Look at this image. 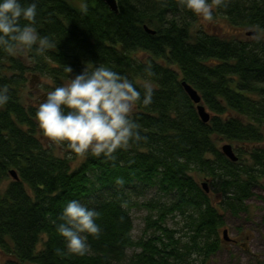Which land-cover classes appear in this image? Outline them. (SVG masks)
Instances as JSON below:
<instances>
[{"label":"trees","instance_id":"1","mask_svg":"<svg viewBox=\"0 0 264 264\" xmlns=\"http://www.w3.org/2000/svg\"><path fill=\"white\" fill-rule=\"evenodd\" d=\"M116 2L113 12L102 0H38L34 27L53 47L43 55L0 50V87L9 95L0 105V264H192L197 256L203 264L221 245L223 216L189 171L209 176L234 214L255 184L264 187V40L206 31L178 0ZM212 12L231 26L264 31V0H222ZM99 64L126 75L142 95L150 65L152 102H137L131 112L140 139L114 159L85 153L72 166L77 155L53 151L36 124L39 103L27 102L23 90L28 74L45 79L48 92ZM182 81L199 94L207 121ZM219 140L234 142L242 157L231 161ZM151 186L172 198L139 204L148 209L144 232L151 234L134 240L129 209L138 203L129 196ZM73 199L98 213L101 231L85 234L84 255L69 253L56 231ZM176 214L183 225L167 227ZM127 249L133 253L125 262Z\"/></svg>","mask_w":264,"mask_h":264},{"label":"clouds","instance_id":"2","mask_svg":"<svg viewBox=\"0 0 264 264\" xmlns=\"http://www.w3.org/2000/svg\"><path fill=\"white\" fill-rule=\"evenodd\" d=\"M38 0H0V50L9 54L31 51L43 55L53 47L47 35H40L34 22ZM222 0H178V7L190 10L205 21L212 19L213 5ZM25 23L21 25L20 20ZM71 73L70 66H65ZM146 79L141 91L124 74L99 64L73 75L66 83L48 91L39 103L35 120L43 137L52 144H63L73 153L83 156L103 154L114 159L117 149L128 147L140 139L131 112L137 102L149 105L153 98L151 66L144 68ZM9 100L8 90L0 87V105ZM119 181V178L117 179ZM98 213L78 200H69L60 213L62 222L56 231L64 239L69 253L84 255L89 250L87 236H97L101 229L95 222Z\"/></svg>","mask_w":264,"mask_h":264},{"label":"rangeland","instance_id":"3","mask_svg":"<svg viewBox=\"0 0 264 264\" xmlns=\"http://www.w3.org/2000/svg\"><path fill=\"white\" fill-rule=\"evenodd\" d=\"M197 23L203 25L206 31L216 34L229 37L234 36L248 41L256 39L264 40V31L256 29V31H259L257 32V35H246V30H255V28H240L231 26L224 18L219 16L212 17V19L208 21H205L198 16ZM42 80L45 79L28 74V80L26 81V85L23 90V94L27 102L32 104L40 103L46 96L47 92L41 86ZM225 142L230 143L234 148V142L225 140H219L217 146L220 147ZM49 144L56 154H67V156L71 157L68 155L71 150L67 149L63 144H52L50 142ZM233 151L237 157H242L239 156L240 153H238L235 149H233ZM81 159L82 157L79 155L73 158L72 166H75ZM189 173L197 181L200 187L202 186L201 183L203 181L206 182V186L211 190L209 195L212 198V202L214 204L216 203V207L220 208L219 211L223 216V225L219 230L221 245L214 253L205 259L203 264H264V187L260 184H255L252 187L253 194L244 202L246 205L245 209L234 214L224 208V205L221 202L222 195L214 189L213 182L209 176L201 174L196 170H190ZM260 181L264 184L263 178H261ZM6 182L7 181H4L2 185L4 186ZM171 198L172 196L170 194L164 193V191L158 189L156 186L146 188L144 191L131 193L129 196L130 202L138 203V205H132L129 209L133 224L131 236L134 240L139 239L144 235L151 234V230H148L147 233L144 232L143 219L147 214L148 209L139 204L145 201H151V203L155 202L153 203L154 205L157 203H168ZM165 225L175 229L181 227V225H183V218L181 214L168 216L165 219ZM223 229H226L228 237L236 236L237 241L235 243H228L223 240L221 233ZM138 250L139 248H136V251ZM132 253L133 249L126 250L125 262H127L128 257L131 256ZM196 256L197 255L195 254L193 255V257ZM200 260L201 258L197 256L192 264H199Z\"/></svg>","mask_w":264,"mask_h":264},{"label":"water","instance_id":"4","mask_svg":"<svg viewBox=\"0 0 264 264\" xmlns=\"http://www.w3.org/2000/svg\"><path fill=\"white\" fill-rule=\"evenodd\" d=\"M110 10H112L113 12H117V2L116 0H102ZM146 31L148 32H151L153 33L154 30H151L149 28H145ZM257 33L256 30H246L245 31V34L246 35H255ZM181 85L184 89V91L187 93V95L190 97V99L196 104V110H197V113L200 117V119L202 121H207L209 119V113L205 110L202 102H201V99H200V96L199 94L197 93V91L188 83H186L185 81H182L181 82ZM220 151L226 156L228 157L231 161H236L237 160V155L234 153L233 151V147L230 143H223L221 146H220ZM9 174L11 175V177H13L14 179H17L18 176H17V173L14 169H10L9 170ZM203 186V188L205 189V191H208V187L206 186V182H202L201 184ZM222 239L227 241L229 239V237L227 236V231L226 229H223L222 230Z\"/></svg>","mask_w":264,"mask_h":264},{"label":"flooded vegetation","instance_id":"5","mask_svg":"<svg viewBox=\"0 0 264 264\" xmlns=\"http://www.w3.org/2000/svg\"><path fill=\"white\" fill-rule=\"evenodd\" d=\"M261 147L264 148V143L262 142L261 143ZM237 240H236V236L235 237H231L229 236V239L226 241L228 243H235Z\"/></svg>","mask_w":264,"mask_h":264}]
</instances>
